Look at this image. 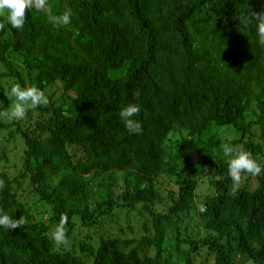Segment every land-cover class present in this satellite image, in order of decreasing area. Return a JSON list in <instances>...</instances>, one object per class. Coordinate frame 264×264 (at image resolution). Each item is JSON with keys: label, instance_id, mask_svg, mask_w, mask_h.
Here are the masks:
<instances>
[{"label": "trees", "instance_id": "1", "mask_svg": "<svg viewBox=\"0 0 264 264\" xmlns=\"http://www.w3.org/2000/svg\"><path fill=\"white\" fill-rule=\"evenodd\" d=\"M50 3L72 23L0 28V113L14 83L50 99L0 115V209L26 221L0 227V264H264V175L234 195L221 149L264 164V0ZM62 215L70 249L49 239Z\"/></svg>", "mask_w": 264, "mask_h": 264}, {"label": "clouds", "instance_id": "2", "mask_svg": "<svg viewBox=\"0 0 264 264\" xmlns=\"http://www.w3.org/2000/svg\"><path fill=\"white\" fill-rule=\"evenodd\" d=\"M26 9L43 12L56 28L68 26L72 23L73 13L70 10L54 13L50 0H0V18L4 22L0 24V28H3L4 24H8L13 29H22L27 22ZM252 18L258 21L256 25L257 35L260 42L264 44V12H254ZM6 95H9L10 98L14 97L15 100L10 99V108L5 109L0 115L7 117L10 121H21L25 119L26 113L30 109L47 106L50 103L46 91L36 85L22 87L20 84L14 83L11 85L10 93H6ZM135 95L139 97L140 93L136 92ZM140 113L141 107L137 103H130L119 111L121 121L131 134L138 135L143 132L142 121L136 119ZM221 149L224 157L227 158L228 175L232 181V193L234 195L237 193L242 173L252 176L264 175V164L257 157H254L251 152L246 151L243 146L223 143ZM3 186L4 181L0 180V188H3ZM201 211H204V209L201 208ZM67 223L68 217L62 215L59 223L50 232L49 239L58 246L70 249L71 241L66 229ZM25 224L26 221L23 216L17 219L0 209V227L9 231Z\"/></svg>", "mask_w": 264, "mask_h": 264}, {"label": "rangeland", "instance_id": "3", "mask_svg": "<svg viewBox=\"0 0 264 264\" xmlns=\"http://www.w3.org/2000/svg\"><path fill=\"white\" fill-rule=\"evenodd\" d=\"M14 100H15V98L12 97V101H14ZM26 116H27V113H26ZM25 118H26V117H25ZM26 121H27V120H25L24 122H26ZM15 122H18V121H15ZM28 122H29V121H28ZM1 137H2V134H0V139H1ZM13 170H15V169H13ZM13 170H12V171H13ZM241 182H242V184L246 183L250 189H254L255 187L258 186V177H257V176H252V175L250 176V175H248V174H246V175H243V174H242ZM241 182H240V183H241ZM170 183H171V182H170ZM201 208H203L202 205H201ZM122 211H126V210H123V209H122ZM115 213H116V211H115ZM125 215H126V212H125ZM120 216H123V215H120ZM120 216H118V215L116 214V216H115V218H114V220L116 219V223L119 222V220H120ZM123 217H124V216H123ZM126 217H127V215H126ZM88 232H89V231H88ZM199 263H200V261L197 262L196 264H199ZM207 264H214V263H213V261L210 259L209 262H208Z\"/></svg>", "mask_w": 264, "mask_h": 264}]
</instances>
